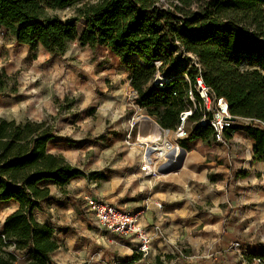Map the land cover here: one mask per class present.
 I'll list each match as a JSON object with an SVG mask.
<instances>
[{
	"label": "crops",
	"instance_id": "0c3cea01",
	"mask_svg": "<svg viewBox=\"0 0 264 264\" xmlns=\"http://www.w3.org/2000/svg\"><path fill=\"white\" fill-rule=\"evenodd\" d=\"M18 46L21 57L0 70L7 76L19 70L23 85L16 96L0 94V117L45 121L52 131L47 153L84 172L63 186L39 183L49 196L31 214L53 230L58 247L49 255L51 264H258L248 258L264 250V161L252 159L255 141L241 126L225 133L223 141L188 139L189 133L180 141L186 151L182 167L150 181L138 168V150L125 143L128 131L138 132L129 127L131 119L145 111L129 104V70L117 56L103 46L68 45L62 55L41 46ZM70 52L71 65L91 75L76 85L77 108L78 97L65 94L67 83L61 88L52 84L60 76L57 68L63 69L60 56ZM41 66L47 69L44 79ZM64 97L70 100L58 111L54 102ZM53 116L59 121L49 123ZM88 196L139 212V223L152 236L147 257L136 253L134 238L107 241L86 208ZM2 205L7 208L0 210V232L6 216L18 207L14 201ZM26 253H17L20 264L27 261Z\"/></svg>",
	"mask_w": 264,
	"mask_h": 264
},
{
	"label": "trees",
	"instance_id": "16d2710c",
	"mask_svg": "<svg viewBox=\"0 0 264 264\" xmlns=\"http://www.w3.org/2000/svg\"><path fill=\"white\" fill-rule=\"evenodd\" d=\"M75 2L80 5L72 17L47 15ZM80 19L84 27L79 32ZM0 27L16 44L30 50L41 46L54 55L64 54L74 41L81 47H106L129 70L137 105L163 129H174L185 109L188 84L182 74L191 83L196 75L192 65L185 69L183 51L197 57L203 82L227 102L231 115L264 122V0H0ZM155 60L162 62L159 71L171 77L162 88L152 84ZM10 79L0 75V92ZM240 128L255 141L252 159L264 161V128ZM211 136V128L200 125L188 139ZM51 137L45 121L0 117V201L18 205L3 222L0 264H15L20 251H27L24 264H51L49 255L58 247L52 228L31 214L49 196L39 183L63 186L84 172L47 153ZM248 259L264 264V250Z\"/></svg>",
	"mask_w": 264,
	"mask_h": 264
},
{
	"label": "built area",
	"instance_id": "2783aa9c",
	"mask_svg": "<svg viewBox=\"0 0 264 264\" xmlns=\"http://www.w3.org/2000/svg\"><path fill=\"white\" fill-rule=\"evenodd\" d=\"M178 44V42H176ZM181 48V47H180ZM188 60L189 67L192 65L195 68L196 75L194 81L191 80L186 72L182 74V78L187 82L188 87L184 93L183 101L185 109L179 112L177 117V125L174 129L161 128L152 116L145 114H138L129 124L130 128L136 126L137 131L142 128L143 122L153 124L159 133L163 134V139H167L165 135L175 142V149L169 152H162L158 149H153L151 142L138 141V132L135 135V140H131V131H128L125 136V143L127 145H136L140 149V163L139 170L150 181L161 175L158 168L167 163L170 159L174 160L186 153L185 149L179 145L181 140L189 136V133L196 126L207 125L212 130V138L215 141H223L225 133L232 131L235 126H257L264 128V122L255 118H247L234 116L229 113L227 102L216 96V94L203 82L201 77V66L197 57L189 52H182ZM157 69L152 84L158 88L164 87L171 77H167L163 72L159 71L162 62L160 60L153 61ZM137 92L132 88L129 91V104L137 109H142L136 103ZM143 110V109H142ZM197 115V119L193 120V115ZM85 205L89 212H91L97 222L100 231L105 233L108 242H113V237H131L137 242L136 253L141 257H147L150 251L152 236L148 229L139 223V212L127 209H121L115 205L103 202L100 198L88 196L85 198ZM157 208H161L160 203H155ZM4 240V236H1ZM8 250L13 249V245L7 247ZM257 261V260H256ZM258 263V261H257Z\"/></svg>",
	"mask_w": 264,
	"mask_h": 264
},
{
	"label": "rangeland",
	"instance_id": "374dc122",
	"mask_svg": "<svg viewBox=\"0 0 264 264\" xmlns=\"http://www.w3.org/2000/svg\"><path fill=\"white\" fill-rule=\"evenodd\" d=\"M80 3H73L72 5L68 6V7H65L63 9H54V10H48L47 11V15L49 16H56L58 18H60L61 20H65L66 18H69V17H72L75 15V8L77 6H79ZM84 27V23H83V20H79L77 22V30L80 32ZM20 46H18L15 41L12 39V36L7 33L6 30H4L3 28L0 27V67L2 64L6 65V64H9V63H12L14 61H16L17 58L21 57L20 55L23 54V50L22 48H19ZM75 48V49H79V47H81L78 43H70L69 44V48L68 49H72V48ZM74 52V51H73ZM68 56H65V57H61L59 58V56H56L59 58V62H61V65H60V68H63V69H58L57 68V71L58 73H60V76L59 78H55L53 79L54 82H52L53 85H56L57 87H60L62 86L63 83H67L66 85V88L65 90L67 92H65V94H67V96H71L72 98L71 99H74L75 97H78V93L76 92L77 91V87L76 85H79L81 83V81L83 80H86V78H88L87 76H91L90 75V72H88V70L84 69H80L79 67H75L73 64V67L74 69H72V65H71V60H72V56L74 55V53L70 52L67 54ZM185 63V62H184ZM72 67V68H71ZM41 68H44V72L42 75V77L40 79H44L45 78V74L47 73V69L46 67H43L41 66ZM75 69H79L77 71V74H76V70ZM185 69H189V65L187 63H185ZM23 70V69H21ZM0 75H2V77H11L10 80H8V82L6 83V88L0 92L1 95L3 96H16L19 88H21V86L23 85L22 81H21V74L19 72V70H17L16 72H13L11 74H9L8 76L5 74L4 71L0 70ZM53 72H51L52 74ZM61 74L63 75H66L67 78H61ZM57 80V81H55ZM78 81V82H77ZM41 84H46L45 81H42ZM55 86V88H56ZM57 89V88H56ZM64 93V92H63ZM70 99H67V98H63L61 100V102H58V100L56 99V101L54 102L55 104V108L59 110H61V104L63 103H66L67 101H69ZM76 108L78 107V104H80V97L77 98L76 100ZM37 108L40 107L36 105ZM54 118H50L48 119L49 120V123H53L55 121H59V116H53ZM131 140L134 141L135 140V136L131 134ZM71 143H75L76 141H69ZM179 145L182 147L181 143L179 142ZM112 147V146H110ZM133 147H135L139 154H140V149L134 145ZM3 202V201H2ZM1 203V201H0ZM6 205H2L0 206V210H6ZM182 252V250H181ZM21 259H17L15 264H20L21 263Z\"/></svg>",
	"mask_w": 264,
	"mask_h": 264
},
{
	"label": "bare ground",
	"instance_id": "6f19581e",
	"mask_svg": "<svg viewBox=\"0 0 264 264\" xmlns=\"http://www.w3.org/2000/svg\"><path fill=\"white\" fill-rule=\"evenodd\" d=\"M166 140L163 139V134L159 133L156 127L152 124L143 122L142 128L138 132V141L140 142H151V146L153 149H158L162 152H169L170 150L175 149V142L170 138V136H166Z\"/></svg>",
	"mask_w": 264,
	"mask_h": 264
},
{
	"label": "water",
	"instance_id": "95a60500",
	"mask_svg": "<svg viewBox=\"0 0 264 264\" xmlns=\"http://www.w3.org/2000/svg\"><path fill=\"white\" fill-rule=\"evenodd\" d=\"M201 125H203V123H201ZM183 157H184V152H182L181 155L177 157L176 159L174 160L170 159L167 163L159 167L158 172L161 174H166L169 172L179 170L183 164Z\"/></svg>",
	"mask_w": 264,
	"mask_h": 264
}]
</instances>
